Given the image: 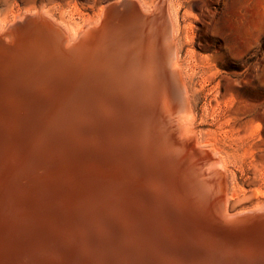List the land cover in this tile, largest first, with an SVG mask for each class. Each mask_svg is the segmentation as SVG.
Wrapping results in <instances>:
<instances>
[{
    "label": "bare ground",
    "instance_id": "6f19581e",
    "mask_svg": "<svg viewBox=\"0 0 264 264\" xmlns=\"http://www.w3.org/2000/svg\"><path fill=\"white\" fill-rule=\"evenodd\" d=\"M156 1L0 0V264H264V178L201 136Z\"/></svg>",
    "mask_w": 264,
    "mask_h": 264
},
{
    "label": "rangeland",
    "instance_id": "374dc122",
    "mask_svg": "<svg viewBox=\"0 0 264 264\" xmlns=\"http://www.w3.org/2000/svg\"><path fill=\"white\" fill-rule=\"evenodd\" d=\"M136 1L154 12L156 0ZM164 2L179 6L182 55L186 49L198 55L183 63L196 69L201 136L207 134L227 153L226 168L240 185L264 178V0Z\"/></svg>",
    "mask_w": 264,
    "mask_h": 264
}]
</instances>
